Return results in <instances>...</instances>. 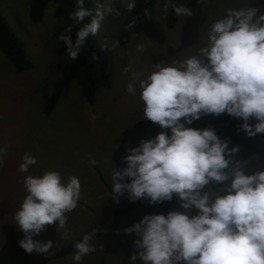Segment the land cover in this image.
I'll use <instances>...</instances> for the list:
<instances>
[{
    "label": "clouds",
    "instance_id": "clouds-1",
    "mask_svg": "<svg viewBox=\"0 0 264 264\" xmlns=\"http://www.w3.org/2000/svg\"><path fill=\"white\" fill-rule=\"evenodd\" d=\"M136 2L95 0V7L87 8L85 0H75L68 13L72 23L56 38L68 59L78 58L106 17H119L121 7L132 12ZM169 5L177 16L192 15L182 3L166 0ZM203 39L195 55L154 63L147 74L131 72L125 87L128 94L138 93L143 118L161 131L126 149L125 167L113 169L108 196L118 202L126 194L130 202L142 199L149 204L175 196L183 210L144 215L123 230L137 237L130 258L140 264H264V170L245 174L240 162L232 160L238 147L229 148L211 128L186 126L202 115L224 113L239 118L249 137L264 134V11L227 8L207 27ZM115 46L101 44L102 49ZM136 50L142 51L143 45ZM122 71L129 73V66ZM6 156L7 146L0 145V165ZM36 163L25 152L17 166L25 174V195L12 219L23 234L19 247L25 253L45 254L52 242L35 237L48 226L67 236L68 214L77 207L81 185L78 177L63 179L56 170L33 175L29 169ZM95 236L93 229L73 244V264L95 251Z\"/></svg>",
    "mask_w": 264,
    "mask_h": 264
},
{
    "label": "rangeland",
    "instance_id": "rangeland-1",
    "mask_svg": "<svg viewBox=\"0 0 264 264\" xmlns=\"http://www.w3.org/2000/svg\"><path fill=\"white\" fill-rule=\"evenodd\" d=\"M93 8L95 0H91ZM166 0H155L152 14L154 22L165 30L167 41L158 45L144 35L134 36L125 46H120L118 37L128 12L121 7L119 17L108 16L96 34L101 44L114 48L102 49L108 58V74L112 82L110 89L100 90L94 106H90L82 96L79 86L72 82L61 87V71L69 59L59 52L62 42L58 41L56 31L64 25L62 18L55 16L56 5L51 2L44 11L41 22L34 23L29 17V0H0V11L16 36L25 44L26 54L32 62L30 71L19 73L0 53V145L7 146V156L0 165V264H41L64 249L77 238L93 229L96 236L92 243L95 251L84 256L79 264H140L132 260L135 249V234H124V229L144 215L159 214V203L149 204L147 200L130 202L126 194H121L118 202L108 196L103 178L111 186L113 169L120 170L125 165L122 157L126 149L137 147L138 142L153 138L161 131L159 126L151 127L143 118L142 103L137 95L128 94L126 85L131 72L147 74L152 64L170 63L187 56L195 55L204 43L207 27L223 16L227 8L257 7L264 11V0H207L197 3L191 16L179 17L173 30H166L169 6ZM143 45L138 52L137 45ZM169 50L173 51L171 55ZM130 72L124 73L123 66ZM60 92V101L52 115H43V107L50 95ZM202 115L191 125L204 120ZM254 123V121H249ZM242 121L236 125V136L248 141L261 139L264 134L249 137L241 128ZM163 131L167 132V129ZM228 147H238L232 156L240 162L245 174L264 170L256 155L227 138ZM264 154V139L260 142ZM28 152L37 163L30 167L33 175L56 170L63 179L69 175L79 178L81 185L77 207L68 214L64 232H56L48 226L45 232L35 239L51 241L48 253H25L18 245L22 232L12 219L15 209L25 195L22 186L23 175L17 171L22 155ZM95 160V164H90ZM231 166V165H230ZM127 182V181H125ZM140 202V206L113 226L116 210ZM183 211L176 199L171 211ZM195 214V210L192 211ZM74 251V250H73ZM69 253L65 257L48 264H73Z\"/></svg>",
    "mask_w": 264,
    "mask_h": 264
},
{
    "label": "trees",
    "instance_id": "trees-1",
    "mask_svg": "<svg viewBox=\"0 0 264 264\" xmlns=\"http://www.w3.org/2000/svg\"><path fill=\"white\" fill-rule=\"evenodd\" d=\"M199 0H173V3H182L188 7L192 13L197 8ZM55 3L56 10L55 16L64 20V25L57 29L56 35L58 36L67 27L68 24L72 23L68 18V13L75 8V0H29V17L32 22L39 23L42 21L44 11L46 7L51 3ZM85 7L93 8L91 0H85ZM155 8V0H137L136 7L132 12H128V18L123 24L120 35L118 37V43L120 46L127 45L130 40L136 35H144L149 40L155 42L158 45L164 46L167 41L165 30L157 26L152 19V14ZM147 11V15H145ZM180 16L175 15L172 12V7L169 5V12L166 21V30H173L179 20ZM87 19V18H86ZM131 25V27H129ZM78 27V26H77ZM77 27H73L71 30V36L74 40L75 31ZM60 54L66 58L67 54L64 50V45L59 50ZM0 53L8 60V62L19 72L30 71L33 68L32 62L28 59L25 49V44L20 40L13 32L7 21L3 17L0 11ZM172 55L173 51L169 50ZM108 58L105 52L100 47L96 36H89L86 39L85 46L81 49L78 58L75 61L69 60L67 64L62 68L61 71V87H66L70 83L75 82L81 89L82 96L90 106H94L96 103V97L100 90L110 89L112 82L108 74ZM1 99V97H0ZM60 101V92H54L48 97L43 107V115L49 117L57 107ZM204 120L199 121L194 129L211 128L215 134L221 138H227L241 146L242 148L253 152L260 164L264 165V154L260 147V142L264 139L255 141H248L243 138L236 136L235 129L239 122V118H233L227 114H220L214 116L212 114L203 115ZM151 127L157 126L152 122H148ZM102 179L106 188L111 190V186L103 178ZM214 188H219V185H214ZM118 199H121L120 197ZM122 200V199H121ZM123 202V200H122ZM176 202V197L173 196L171 201H163L159 203V214H166L172 210L173 205ZM130 205L123 210L114 211L113 226H117L119 219L125 218L136 210L140 204ZM80 238L75 239L73 242L68 244L64 249L57 252L56 254L46 257L41 261V264H48L49 262L57 259H61L71 253L74 248L73 244ZM100 264H104L101 262Z\"/></svg>",
    "mask_w": 264,
    "mask_h": 264
}]
</instances>
